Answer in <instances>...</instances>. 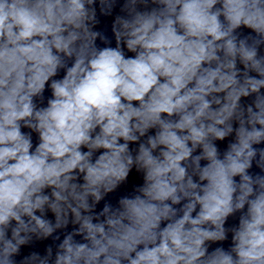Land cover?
Segmentation results:
<instances>
[{
  "label": "clouds",
  "instance_id": "clouds-1",
  "mask_svg": "<svg viewBox=\"0 0 264 264\" xmlns=\"http://www.w3.org/2000/svg\"><path fill=\"white\" fill-rule=\"evenodd\" d=\"M119 2L0 0V264H264V0Z\"/></svg>",
  "mask_w": 264,
  "mask_h": 264
}]
</instances>
